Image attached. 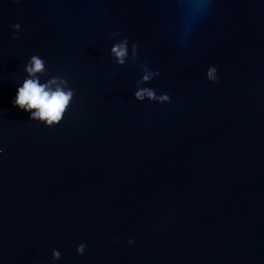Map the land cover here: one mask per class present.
<instances>
[{
	"label": "water",
	"instance_id": "obj_1",
	"mask_svg": "<svg viewBox=\"0 0 264 264\" xmlns=\"http://www.w3.org/2000/svg\"><path fill=\"white\" fill-rule=\"evenodd\" d=\"M33 55L52 127L13 104ZM0 149V264H264V0H0Z\"/></svg>",
	"mask_w": 264,
	"mask_h": 264
},
{
	"label": "clouds",
	"instance_id": "obj_2",
	"mask_svg": "<svg viewBox=\"0 0 264 264\" xmlns=\"http://www.w3.org/2000/svg\"><path fill=\"white\" fill-rule=\"evenodd\" d=\"M15 31H19L20 25H13ZM120 33L113 32L111 36H119ZM15 38V36H13ZM129 41L127 38L119 40L111 47L110 55L114 62L119 66H124L129 58ZM138 57L137 45L131 46V59L135 61ZM26 77L22 82V86L18 87L17 94L13 100V104L20 109L31 113L29 119L39 121L48 127L59 124L68 108L72 104L75 91L69 86V81L62 76H54L45 82H41L40 77L46 73L45 61L38 55H33L24 67ZM217 69L210 67L207 70V79L211 82H217ZM158 71L153 72L147 67L143 69L141 79L136 81L134 99L138 102L145 100L157 103L170 102L168 94L157 95L155 90L149 87H142L148 84L154 77L159 76ZM3 149H0L2 152ZM133 241L130 239L129 244ZM77 254L83 255L85 245L80 244L77 247ZM53 259H60V252L53 250Z\"/></svg>",
	"mask_w": 264,
	"mask_h": 264
}]
</instances>
